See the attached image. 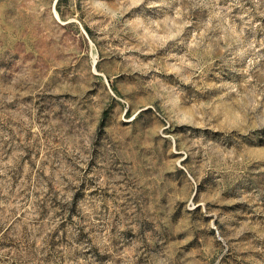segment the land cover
<instances>
[{
    "label": "rangeland",
    "instance_id": "374dc122",
    "mask_svg": "<svg viewBox=\"0 0 264 264\" xmlns=\"http://www.w3.org/2000/svg\"><path fill=\"white\" fill-rule=\"evenodd\" d=\"M0 264H264V0H0Z\"/></svg>",
    "mask_w": 264,
    "mask_h": 264
}]
</instances>
